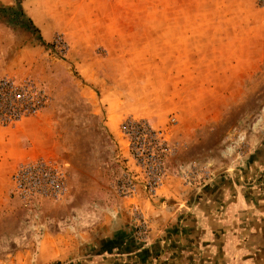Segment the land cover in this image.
<instances>
[{"label":"rangeland","instance_id":"1","mask_svg":"<svg viewBox=\"0 0 264 264\" xmlns=\"http://www.w3.org/2000/svg\"><path fill=\"white\" fill-rule=\"evenodd\" d=\"M173 13L210 32L205 49L194 40L187 83L153 47ZM61 18L79 31L110 20L112 41L74 49ZM225 27L257 40L232 53L212 38ZM251 56L248 74L238 63ZM0 75L48 96L2 127L38 154L9 174L0 264H264V218L252 216L264 212V0H0ZM144 123L157 144L126 131ZM40 160L61 173V197L13 191L12 173Z\"/></svg>","mask_w":264,"mask_h":264},{"label":"crops","instance_id":"2","mask_svg":"<svg viewBox=\"0 0 264 264\" xmlns=\"http://www.w3.org/2000/svg\"><path fill=\"white\" fill-rule=\"evenodd\" d=\"M174 14V13H173ZM169 15L170 21L167 27V31H163L159 33V35L153 40V47L156 50V56L161 59L164 56V51L169 50V59H170V81L187 83L191 81L192 75V66H193V45L194 40L195 44L200 45L201 49H205L208 47V40L210 37V32L208 27L201 26L194 30L192 16L188 17L185 15L184 25H177L176 15ZM106 17V16H105ZM110 17V16H109ZM31 18L35 24L41 25L38 23L39 17L31 13ZM187 18L190 20L187 21ZM37 20V21H36ZM60 26H63L66 38L68 43L74 49L79 50H91L97 48V44L101 43L107 46V43H110V40L106 34H111L110 29L105 28L106 25L111 23L110 20L104 21V26L98 27V21L96 20L94 26H92V22L88 24L87 27L89 29L82 28L80 31L73 28L72 20L66 21L63 18L60 19ZM81 25L84 26V23L81 22ZM42 29V27H40ZM240 29V31H238ZM244 29V32H243ZM100 30H104L100 31ZM236 30V31H235ZM247 28H230L225 27L223 33L221 31H217L214 34L216 38V42L218 44H222L225 48H228L229 51L239 52V49L242 47V41L245 43L250 42V40L255 43L257 40L256 32L252 35L251 31H247ZM162 33V34H161ZM85 34L90 37L88 40L85 39ZM101 34H104L103 36ZM223 35V36H221ZM222 39V40H221ZM207 42V43H206ZM119 48H129L127 45ZM250 48V45H249ZM255 47H253L254 49ZM234 53V52H232ZM203 52L201 53V55ZM155 56V57H156ZM230 57H234L235 59L240 57L238 54H230ZM229 64H231V60H229ZM248 65V74L253 72L257 66V59L255 56H251L244 61H240L238 65ZM240 76L241 73L239 72ZM246 75V73H245ZM242 76V75H241ZM38 151L35 150L34 146L32 147H21L18 143L16 136H11L7 134L2 127L0 128V211L3 209V206L7 200L8 189H9V174L11 170H13L20 162L31 160L36 157ZM173 197V196H172ZM174 198V197H173ZM252 216H259L264 218V212L261 210L260 212H255ZM260 220L259 218L257 221ZM256 231V230H254ZM241 254V252H238ZM250 264H255L253 262H249ZM264 263V261L262 262ZM259 264V263H258Z\"/></svg>","mask_w":264,"mask_h":264},{"label":"built area","instance_id":"3","mask_svg":"<svg viewBox=\"0 0 264 264\" xmlns=\"http://www.w3.org/2000/svg\"><path fill=\"white\" fill-rule=\"evenodd\" d=\"M48 103L44 87L31 78L16 80L0 75V127L14 128L22 120L38 115ZM128 125L136 145L147 141L157 144L160 131H153L145 123L135 128ZM13 191L23 199L33 197L58 198L64 193L61 173L45 161L22 164L11 175Z\"/></svg>","mask_w":264,"mask_h":264}]
</instances>
